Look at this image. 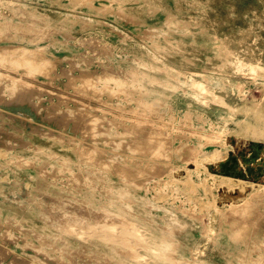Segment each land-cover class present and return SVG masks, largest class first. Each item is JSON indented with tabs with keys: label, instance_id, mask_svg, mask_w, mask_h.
<instances>
[{
	"label": "rangeland",
	"instance_id": "374dc122",
	"mask_svg": "<svg viewBox=\"0 0 264 264\" xmlns=\"http://www.w3.org/2000/svg\"><path fill=\"white\" fill-rule=\"evenodd\" d=\"M258 129L264 0H0V264L153 263L60 227L79 210L174 228L175 264H264Z\"/></svg>",
	"mask_w": 264,
	"mask_h": 264
},
{
	"label": "bare ground",
	"instance_id": "6f19581e",
	"mask_svg": "<svg viewBox=\"0 0 264 264\" xmlns=\"http://www.w3.org/2000/svg\"><path fill=\"white\" fill-rule=\"evenodd\" d=\"M259 70V69H257ZM66 71V70H65ZM19 80V79H18ZM23 80V79H22ZM18 82V81H17ZM20 82V81H19ZM23 83V82H22ZM189 85L190 87L193 89V95L197 100L200 99H205V96L208 95V93H211L208 89H198L199 85L197 84L196 80L194 78H190L189 79ZM25 89V88H24ZM137 109V108H136ZM123 110V109H122ZM125 117V116H124ZM253 130H255L253 128ZM262 132L263 129H258ZM156 131V130H155ZM165 133V132H164ZM247 157V156H246ZM260 158V157H259ZM258 160V159H257ZM253 164V163H252ZM256 164V163H255ZM259 165V164H258ZM262 165V164H261ZM239 166V165H238ZM231 172V171H230ZM235 172V171H234ZM227 179L229 181H231V177H227ZM233 180V179H232ZM243 180V179H242ZM78 210V209H77ZM77 212V211H76ZM88 212L86 210H79L77 213H69L68 215H65V217L59 218L58 222L60 227L62 228H69L72 229V226H75L74 228H87L86 226H88L87 222H88V218H92V220L97 224L95 225V227L93 226L92 228L90 226H92L90 223V230H95V231H101L102 233L108 232L110 231V228L112 230V224H116L117 226L114 227L115 231L114 234L118 235L119 238H117L115 235V237L117 238L116 240L118 242H120L121 244V248L120 249H114L113 253L115 255H119L118 253H123L124 258H130V259H134L136 260V257L138 258V255H136V251L130 248L131 244H139L142 247H145L146 250L144 251V255L141 256L140 258L148 263V262H153L152 264H166V263H171V264H175L178 262L182 263V260L180 261L177 257H178V253H177V249H176V242H174V238H173V232L176 231L174 228H170V234L169 237H167L166 235H164L163 238H161L160 240H153V239H146L143 236L142 231H140V229H137L136 227H134L130 220H128L124 215L122 214H116V215H110L109 213H103V212H98L97 214L93 215V216H88ZM59 217V216H58ZM178 222V221H177ZM176 222V223H177ZM94 224V223H93ZM136 224V223H135ZM58 225V226H59ZM180 227V225L178 226ZM84 228V229H85ZM166 228V227H165ZM61 229V228H60ZM59 229V230H60ZM73 231H75L76 229H72ZM89 230V231H90ZM85 231V230H84ZM76 232V231H75ZM167 232V231H166ZM73 233V232H72ZM82 233V232H80ZM109 233V232H108ZM113 233V232H112ZM76 234V233H75ZM74 234V236H75ZM79 233L77 232V235ZM93 234V233H92ZM91 234V235H92ZM165 234V233H164ZM73 235V234H71ZM93 236V235H92ZM83 237V236H82ZM109 237H111L109 235ZM115 237L114 240H115ZM159 237V236H158ZM157 237V238H158ZM104 238V237H103ZM108 238V237H107ZM112 238V240H113ZM100 239V238H99ZM82 240V239H81ZM109 240V238H108ZM110 242V240H109ZM112 243V242H111ZM179 243V242H178ZM119 244V243H118ZM119 244V245H120ZM136 246V245H135ZM134 246V247H135ZM141 246H139L141 248ZM199 245H195L193 247L192 250V255L195 256V254H197V250H199L200 248L198 247ZM133 248V247H132ZM201 251V250H200ZM199 253V252H198ZM114 255V256H115ZM140 255V254H139ZM192 256V257H193ZM191 260V259H190ZM187 260L188 264H204L203 262H198L195 261V258L193 259L194 261H190ZM106 261H109V259H107ZM137 263V262H136ZM186 263V262H185Z\"/></svg>",
	"mask_w": 264,
	"mask_h": 264
},
{
	"label": "water",
	"instance_id": "95a60500",
	"mask_svg": "<svg viewBox=\"0 0 264 264\" xmlns=\"http://www.w3.org/2000/svg\"><path fill=\"white\" fill-rule=\"evenodd\" d=\"M256 145H257V147H258V148H257L258 150H255V152H253L252 155H258V152H257V151L261 150V146H262V144L257 143ZM262 147H264V146H262ZM242 157H244V156H242ZM227 161H229V160H227ZM221 164H222V162H221ZM235 164H236V163H235V162L232 163V161L223 164L222 167H223L224 172H225V173H228L231 169H234V168H235ZM248 170H249V172H252V173L255 174V170H252L251 168H248ZM256 171H258L257 173H261V172H263V171L261 170V166H260V165L257 166ZM237 172H238L237 174L242 175V174L240 173L239 170H238Z\"/></svg>",
	"mask_w": 264,
	"mask_h": 264
}]
</instances>
